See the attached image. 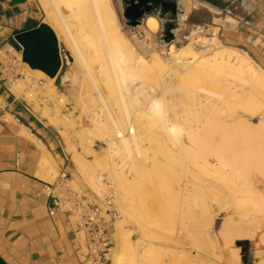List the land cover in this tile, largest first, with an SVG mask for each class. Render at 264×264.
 Segmentation results:
<instances>
[{"label":"bare ground","instance_id":"bare-ground-1","mask_svg":"<svg viewBox=\"0 0 264 264\" xmlns=\"http://www.w3.org/2000/svg\"><path fill=\"white\" fill-rule=\"evenodd\" d=\"M36 1L69 48L73 67L62 77L70 96L79 101L86 89L99 101L98 111L89 110L92 127L83 129L84 150L76 152V159L89 190L102 195V177L108 173L116 191L125 219L113 232L111 264L152 257L157 232L167 244L177 243V226L188 231L192 204L202 220L196 237L200 246L217 248L207 231L216 207L231 213L220 229L225 245L257 237L264 264V194L256 187L257 179L264 181V71L245 52L222 44L217 33L181 47L179 38L167 50L160 47L161 21L155 16L138 28L142 39L135 33L129 37L113 0ZM193 6L197 4L186 1L187 15ZM157 46L163 49L157 51ZM28 69L44 80L45 95L55 101L53 80ZM19 87L24 83L13 88L15 94ZM70 117L48 119L67 141L75 140ZM28 138L35 141L31 134ZM95 139L107 145L103 158L94 152ZM42 150L43 169L52 171L44 145ZM91 155V169L85 170L82 162ZM47 184L54 190L53 183ZM126 224L137 225L140 240H134ZM78 241L83 244L82 237ZM142 243L144 254L137 250ZM240 250L231 255V264H241Z\"/></svg>","mask_w":264,"mask_h":264},{"label":"crops","instance_id":"crops-1","mask_svg":"<svg viewBox=\"0 0 264 264\" xmlns=\"http://www.w3.org/2000/svg\"><path fill=\"white\" fill-rule=\"evenodd\" d=\"M204 9L193 6L188 18L201 20ZM216 18L222 20L218 29L226 46L245 52L264 71V0H237L228 13ZM39 24L31 0H0L1 264H76L82 244L77 223L46 195L49 182L40 176L46 173L39 142L49 154H61L56 131L10 87V60L17 57L14 51L21 53L14 37Z\"/></svg>","mask_w":264,"mask_h":264},{"label":"rangeland","instance_id":"rangeland-1","mask_svg":"<svg viewBox=\"0 0 264 264\" xmlns=\"http://www.w3.org/2000/svg\"><path fill=\"white\" fill-rule=\"evenodd\" d=\"M31 1L34 5V11L36 13V17L38 18L40 23L44 22L50 25L42 6L36 0H31ZM113 4L117 11L119 20L121 22L123 32L129 37H130V34L135 33L138 35L140 39H142L144 37V34L140 32L138 28L135 29L134 32H131L130 28L125 23V20L121 14L122 10H121L120 0H113ZM223 16L224 14L213 13L212 11H209L208 9L207 10L204 9L200 11L201 20H198L196 16H193V15L190 16V18H188L184 22L182 28L178 31L177 36L180 39V42L176 44L179 47H181L188 43H192L193 40L197 39L198 37L210 38L213 33H217V38L220 39L222 44L226 45L220 37V29H218V27H220L222 24V20L220 18H216V20L214 21L215 17H223ZM58 40L60 43L61 54L63 57L62 69L55 79H50L46 75V77L49 80H54L53 84L57 88L58 93L56 94L55 101L50 100L45 95V91L41 85V83L44 80H42V78L40 79V77H38L37 74L29 73L30 72L28 69L29 67L22 62V58H20L22 54L19 51H18V54L15 51L13 52L14 55L18 57V61H17V57L11 58L10 60V65H11L10 73H9V79L11 80L10 87H11L12 92L14 93L13 88L18 86L19 82H23L25 87L24 88L19 87L20 93L19 94L14 93V94L20 100H23L25 103H27L28 106L31 109H33V112L37 115V117H39V119L43 120V122L46 125H49L51 128L55 129L56 131L57 140L59 142L58 143L59 148L61 149V154L59 153H56V155L49 154V157H50L49 162L52 166V171L45 170L46 175L40 174V176L46 178L49 183H53V188H55L57 192L56 194H59L61 196H63L64 194L63 193L64 191L61 190L62 186L60 185V177L63 172L68 173L69 185L74 191L84 194V195H96L94 192H92L86 187L85 185L86 180H87L85 178L86 176L83 175V173H80L78 171L76 152L84 150L81 143L83 142L82 141L83 138L84 140L86 139L84 136L85 134L82 131L84 128L85 129L87 128L89 130L92 127V121L90 118L93 112L89 110L98 111L99 101L98 100L96 101L95 99H93L90 93H88L86 89L83 92H85L87 95L81 92L82 93L80 95L81 98L80 96L77 98L79 101L77 100L75 101L76 97L70 96L69 91H67L68 86L63 84L62 76H64L65 73L71 70L73 66L70 65V63L72 61L70 60L68 56V54L70 53H69V48L67 44L62 39H59V37H58ZM156 41L158 42L160 47H167V45L161 44L159 35L156 38ZM160 47L157 46V51L163 49ZM165 49L167 50L168 47ZM139 52H141V50H139ZM87 98L89 99L92 98L93 100L92 99L91 100L93 102L92 101L90 102V100ZM94 100H95V103H94ZM59 101H64V103L63 104L59 103ZM92 103H94L95 105L94 104L92 105ZM83 104L85 105L86 108L84 107ZM93 106H95L96 108ZM82 109L84 110L82 111ZM56 114H60L62 119L63 118L71 119L70 115H72V118L75 123V129H76V132H72V134L75 137V140L69 138V141H67V137L65 136L64 133H61L58 128L49 124L48 119L50 118L52 120H56L55 119ZM258 119L259 118H256L255 122H257ZM23 129L27 131L25 128ZM33 142L38 143L36 139ZM39 143L42 146L41 147L42 149L43 144L41 142ZM106 148H107V145L104 142L98 139H95V148H94L95 151L94 152L99 158L104 157V150ZM84 159L85 161L83 160L82 164L87 165L84 167L85 170H90L91 169V167L89 166L90 161L94 160V156L91 155V157L88 159L84 157ZM104 175L106 178L109 177L108 173H105ZM107 181L111 183L110 180L107 179ZM256 187L261 193L264 194V181L261 178L257 179ZM103 189H106V185L104 182H103ZM156 204L157 206L159 204L158 207H162V205L159 202H157ZM115 205H116L117 210L120 212L121 217L115 222L114 232L116 231V227H117L116 225H118L119 222L125 219L121 212V206L117 204L116 202H115ZM192 205L193 206L189 207L191 209L188 210V212L191 215V218L188 221V225H189L187 228L188 231L182 228L181 224L178 225L179 227L177 226L178 242L174 244L170 242L171 244H167L169 242L166 240H163L164 239L163 235H161L159 232L155 233V239H154L155 244H154V241L152 243L153 244L152 246L155 245L153 248L155 249L154 250L155 252L153 253L152 257H148L146 260H144L141 256L138 257L137 264H145V263L146 264H231L232 262L231 255H233V253L235 252L237 248L241 249L240 250L241 264H260L262 257L260 256V253H259L261 251H260V248L258 247L257 237H255L253 240L238 239L237 241H235L234 244L230 246H226L225 243L222 241V238L220 235L221 234L220 229H221V226L224 224V222L227 220L226 218H229L231 214L229 213L230 211L229 212H219L218 208L216 207L213 209V214L216 216L214 218L215 219L214 224L212 223L211 225L212 227L210 226L211 230L203 229V231L207 230L209 232L210 237L217 243V248L213 251L212 248H211L212 250L210 248L207 249L208 247L205 244H202V246H200L201 244L197 243L196 237H199L202 231V229L199 228V223H202L201 222L202 220H201L198 207L194 204ZM61 209L63 210L64 208L62 207ZM72 221L75 223V218L74 219L72 218ZM125 226H126V229H128L129 232H131V234L133 235L134 240L136 241L140 240L141 237L139 233L138 232L136 233V231L134 230V227L135 229H137L136 224H134V227L130 224H126ZM145 244L146 243H142L141 246L137 247V250L140 254L145 253L146 249L143 248L144 247L143 245ZM166 245H170V246H166ZM203 254H205V256ZM126 259L128 261L127 263H129L130 260L132 259L130 252H127ZM214 259L216 260V262Z\"/></svg>","mask_w":264,"mask_h":264},{"label":"water","instance_id":"water-1","mask_svg":"<svg viewBox=\"0 0 264 264\" xmlns=\"http://www.w3.org/2000/svg\"><path fill=\"white\" fill-rule=\"evenodd\" d=\"M122 17L131 32L141 27L146 18L155 16L161 21L159 33L162 45L177 41V33L188 19L187 0H121ZM217 14L230 11L237 0H190ZM22 62L32 70H39L52 79L60 73L63 65L60 43L53 28L47 23L17 33L14 37ZM69 58L70 55L68 54ZM1 264V263H0Z\"/></svg>","mask_w":264,"mask_h":264},{"label":"built area","instance_id":"built-area-1","mask_svg":"<svg viewBox=\"0 0 264 264\" xmlns=\"http://www.w3.org/2000/svg\"><path fill=\"white\" fill-rule=\"evenodd\" d=\"M215 33L211 37H214ZM11 81V80H10ZM106 189L101 196L84 195L74 191L69 185L68 173L63 172L60 185L63 196L56 189L45 193L56 205L75 218L83 244L80 245L76 264H111L110 251L114 246L113 232L115 222L121 217L117 210L116 191L112 183L102 177Z\"/></svg>","mask_w":264,"mask_h":264},{"label":"flooded vegetation","instance_id":"flooded-vegetation-1","mask_svg":"<svg viewBox=\"0 0 264 264\" xmlns=\"http://www.w3.org/2000/svg\"><path fill=\"white\" fill-rule=\"evenodd\" d=\"M120 4H121V10L123 9V7H122V1L120 0ZM122 14V13H121ZM151 18V17H150ZM149 19V18H148ZM147 19V20H148ZM147 20H146V22H147ZM146 22H145V24H146ZM145 26V25H144ZM140 30V29H139ZM155 38H156V36H155ZM153 51V50H152ZM151 52V51H150Z\"/></svg>","mask_w":264,"mask_h":264}]
</instances>
